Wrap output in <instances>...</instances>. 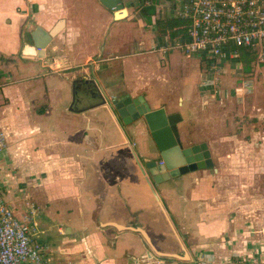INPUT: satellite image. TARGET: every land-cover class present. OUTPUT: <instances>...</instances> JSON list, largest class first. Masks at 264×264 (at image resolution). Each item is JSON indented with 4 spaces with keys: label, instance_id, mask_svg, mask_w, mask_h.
<instances>
[{
    "label": "crops",
    "instance_id": "obj_1",
    "mask_svg": "<svg viewBox=\"0 0 264 264\" xmlns=\"http://www.w3.org/2000/svg\"><path fill=\"white\" fill-rule=\"evenodd\" d=\"M180 1L122 0L116 14L126 16L114 19L99 0H0V192L16 214L26 201L36 207L49 264L74 255L73 264H227L264 250V48L248 63L238 52L236 80L188 76L185 56L163 50L181 38H160L153 25L175 17ZM60 20L57 49L54 37L34 48V28ZM114 21L127 24L129 41H104ZM79 78L94 81L103 105L90 109L100 100L80 83L74 107ZM120 97L183 111L181 145L204 143L213 167L153 182L145 163L157 153L143 123L121 125L110 106Z\"/></svg>",
    "mask_w": 264,
    "mask_h": 264
},
{
    "label": "built area",
    "instance_id": "obj_2",
    "mask_svg": "<svg viewBox=\"0 0 264 264\" xmlns=\"http://www.w3.org/2000/svg\"><path fill=\"white\" fill-rule=\"evenodd\" d=\"M176 16L188 22L187 35L163 50H179L186 59L201 54L205 63H212L210 68L235 59L239 48H264V0H181ZM4 149L0 133V153ZM24 205L16 214L0 192V264H49L35 238L40 232L36 207L27 201ZM259 249L257 256L233 253L227 264H264V250Z\"/></svg>",
    "mask_w": 264,
    "mask_h": 264
},
{
    "label": "water",
    "instance_id": "obj_3",
    "mask_svg": "<svg viewBox=\"0 0 264 264\" xmlns=\"http://www.w3.org/2000/svg\"><path fill=\"white\" fill-rule=\"evenodd\" d=\"M103 8L112 12L114 19H119L116 13H124L122 0H99ZM126 14L123 16L125 17ZM122 17V18H123ZM121 18V19H122ZM62 28V21H58L52 28L42 31L35 27L30 33L34 48L40 51L48 44ZM85 85V94L91 100H100L90 107L95 108L105 103L104 98L98 91L93 80L79 78L72 82L71 98L74 103V96L78 90V84ZM91 89H90V88ZM72 104V103H71ZM113 112L120 120L122 126H131L136 122H141L149 133L154 150L157 153V159H150L145 163L148 174L151 175L153 182L158 183L176 176L178 173L192 172L198 169H208L213 167V161L210 159L206 150V145L200 143L190 147L182 146L179 140L177 123L180 121L178 112L166 114L163 108L150 109L145 103L143 97L131 99L129 97H120L110 103ZM71 110V107H69ZM162 163V164H160ZM145 237L143 230L137 229Z\"/></svg>",
    "mask_w": 264,
    "mask_h": 264
},
{
    "label": "rangeland",
    "instance_id": "obj_4",
    "mask_svg": "<svg viewBox=\"0 0 264 264\" xmlns=\"http://www.w3.org/2000/svg\"><path fill=\"white\" fill-rule=\"evenodd\" d=\"M128 8V7H127ZM126 8V9H127ZM129 9V8H128ZM106 33H107V35H106V38H105V42L107 41V39H108V37H112V36H116V35H118V34H121V40H123L124 42H127V41H129L130 39V32H129V30H128V28H127V24H123V23H120V21H114V22H112L110 25H108V28H107V31H106ZM60 38V36H57V38L56 37H54L52 40H51V42H50V44L48 45V46H51V47H55L56 48V41H58V39ZM57 49V48H56ZM169 51H172V50H169ZM177 55V53L175 52V53H173V55L171 56L172 57V59H171V61L172 62H174V63H176V64H178L177 63V61H179L180 62V59H179V57H174V56H176ZM200 56H202L201 54H193V55H191L188 59H182L181 60V63H182V66H185V70H186V74L188 75V76H190V77H198L199 78V80H204V79H206V78H208V79H214V76L215 77H218V79H224V78H227V79H231V78H233V79H238L239 78V73H240V71L239 72H236V70H238V65H237V62H236V60H232V61H229V60H225V61H220V62H216L215 63V68H216V70H213V72L211 71V70H206L205 69V66H204V64L205 65H208V63H205L202 59H201V57ZM148 57H152V56H150V55H148ZM181 58V57H180ZM182 58H184L183 56H182ZM261 60V59H260ZM259 61V60H258ZM260 63H263V62H261L260 61ZM214 64V63H213ZM212 65V63H210V65L208 66V67H210ZM200 66L202 67V68H200ZM221 68H223L224 70H223V72H222V74L220 73V74H215L216 72H218L219 73V70L221 69ZM56 71H59L60 70V68H56L55 69ZM206 70V71H205ZM230 72H231V74H230ZM155 74H157L156 72H155ZM158 75V74H157ZM178 75V74H177ZM176 75V73L174 72L173 73V71H171V73L169 74V81H171V82H173V84L175 85V87H178L180 84H181V81H182V78H180V79H177L178 78V76H180V75H178L177 76ZM193 83V82H192ZM192 83H191V85H192ZM177 84V85H176ZM168 86L169 85H167L166 86V88H168ZM173 86V85H172ZM160 87H162V86H160ZM186 88H188V87H186ZM176 90V89H175ZM80 96H81V92L80 91H77V93H76V95L74 96V98H75V103H74V107H81L82 105V101L80 100ZM170 96V98H171V100H174V98L176 97V96H174V95H172V94H170L169 95ZM248 96V95H247ZM174 104L176 105V106H178V108H179V110H181V106H180V104L178 105L177 103H175L174 102ZM184 105V104H183ZM182 105V109L184 108V106ZM179 112V111H178ZM182 116H184V113H183V111H180L179 112ZM41 219V217H39L38 216V219ZM53 231H51V233L54 235V237L57 239L58 237V234H57V229H56V226H54V228L52 229ZM72 260H75V261H73V263H75L77 260H78V256H72V258H71ZM72 262L70 263V264H73Z\"/></svg>",
    "mask_w": 264,
    "mask_h": 264
},
{
    "label": "trees",
    "instance_id": "obj_5",
    "mask_svg": "<svg viewBox=\"0 0 264 264\" xmlns=\"http://www.w3.org/2000/svg\"><path fill=\"white\" fill-rule=\"evenodd\" d=\"M141 11L144 12V15H145L144 21L146 23H150L151 21L149 20V16H150V13H152V9L147 7V8H142ZM153 25L158 31V35L160 38L168 35L169 40H171L173 37H176V36H177L176 38L186 37L187 32H188L187 31L188 22L185 19L179 18L178 16H175L172 19H167L163 21L161 20L154 21ZM175 26L177 28H175V30L172 33L171 30ZM238 52H239L240 58L244 57L243 62L245 63H248L249 60H254L255 58V51H252V49L250 48H239Z\"/></svg>",
    "mask_w": 264,
    "mask_h": 264
}]
</instances>
